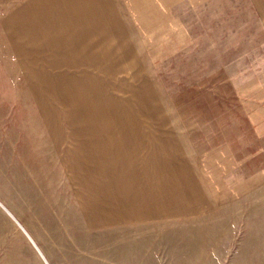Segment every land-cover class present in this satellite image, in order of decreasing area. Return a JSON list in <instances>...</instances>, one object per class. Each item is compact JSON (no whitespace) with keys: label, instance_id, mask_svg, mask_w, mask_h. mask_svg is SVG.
I'll return each mask as SVG.
<instances>
[{"label":"rangeland","instance_id":"1","mask_svg":"<svg viewBox=\"0 0 264 264\" xmlns=\"http://www.w3.org/2000/svg\"><path fill=\"white\" fill-rule=\"evenodd\" d=\"M0 202V264H264V0H0Z\"/></svg>","mask_w":264,"mask_h":264},{"label":"bare ground","instance_id":"2","mask_svg":"<svg viewBox=\"0 0 264 264\" xmlns=\"http://www.w3.org/2000/svg\"><path fill=\"white\" fill-rule=\"evenodd\" d=\"M0 206L11 216L13 217V214L0 202ZM17 222V221H16ZM17 224L20 226V228L23 230V232L25 233V229L17 222ZM28 235V233H26ZM28 237L30 238V240L32 241V243L34 244V246L36 247V249L38 250V252L40 253V256L44 259L43 255L41 254V251L38 249L37 245L35 244V242L32 240V238L30 237V235H28ZM46 263V261H45Z\"/></svg>","mask_w":264,"mask_h":264}]
</instances>
